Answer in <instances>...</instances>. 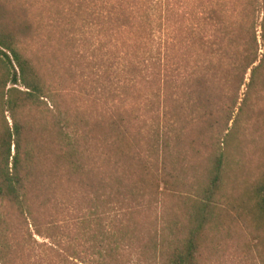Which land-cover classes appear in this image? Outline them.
Segmentation results:
<instances>
[{
    "label": "rangeland",
    "instance_id": "1",
    "mask_svg": "<svg viewBox=\"0 0 264 264\" xmlns=\"http://www.w3.org/2000/svg\"><path fill=\"white\" fill-rule=\"evenodd\" d=\"M210 1L213 7H264V0H152L161 14L153 12L152 35L142 34L143 41H153V50L169 42L167 7L185 17L186 9ZM73 8L48 7L44 0H0V24L18 34L23 55L41 73L59 110L68 113L78 164L89 175L83 181L78 176L69 180L66 150L52 134L56 110L50 104L44 107L42 166L58 174L56 220L60 225L73 223L74 247L82 250L77 237L83 227L91 248L98 231L116 226L127 231L116 264H162V249L186 237L196 192L206 186L214 158L223 151L227 166L212 216L200 234L197 263L263 264L264 215L257 212L253 191L264 181V87L241 89L224 147L227 133L221 132L217 118L211 133L209 124L176 112L179 104L169 98L170 73L160 74V84L148 64L126 75L128 65H136L140 13L135 23L131 15L122 34H112L110 41V34H104L102 26L91 27L85 15L75 19ZM83 10L86 14V7ZM24 25L29 33L22 35ZM162 58L167 65L165 55ZM244 98L247 102L240 107ZM115 176L122 183L110 190L107 185ZM103 179L106 187L99 189Z\"/></svg>",
    "mask_w": 264,
    "mask_h": 264
},
{
    "label": "trees",
    "instance_id": "2",
    "mask_svg": "<svg viewBox=\"0 0 264 264\" xmlns=\"http://www.w3.org/2000/svg\"><path fill=\"white\" fill-rule=\"evenodd\" d=\"M128 2L108 0L106 6L104 0H44V5L74 7L75 19L83 20L85 15L91 27L102 26L104 34H110V41L112 34L115 38L122 34V29L130 24L131 15L135 23L140 13L141 20L135 26L140 34L134 41L136 65L129 64L126 75L136 74L148 68V64L157 72L160 84V74L170 73L169 98L179 104L176 112L209 124L207 129L211 133V123L217 118L223 127L221 132L227 133L224 147L225 143L227 146V124L240 102L241 89L264 87V7H226L223 2L213 7L210 1L205 7L186 9L185 17L167 7L169 42L158 45L157 49L154 46L153 50V41L144 42L142 34L152 35L151 17L153 12L161 14V8L152 6V0L150 3L130 0L129 9ZM82 7H86V14ZM21 30L22 35L29 33L25 25ZM99 32L94 34L98 36ZM17 35L0 24V264H116L121 244L127 237L125 228L115 226L107 232L98 231L93 246L87 248V232L83 227L77 237L80 251L74 247L73 223L64 226L56 220L58 174L53 167L45 172L42 166L44 107L50 104L56 110V114L52 112V134L56 143L66 150L63 155L69 180L78 176L83 181L89 175L78 164L76 133L71 131L68 113L59 110L56 96L47 91L41 73L23 55ZM163 55L167 65H163ZM126 82L127 87L129 81ZM246 102L244 98L240 107ZM241 113L239 110L238 117ZM226 166V154L221 151L214 158L206 186L196 192L193 222L186 237L162 249V264H198V241L212 216ZM110 178L107 185L110 190L122 183L117 176ZM102 181L104 185L101 182L99 189L106 187V181ZM253 196L257 212L263 216L264 181L253 191ZM91 257L97 258V262H92Z\"/></svg>",
    "mask_w": 264,
    "mask_h": 264
}]
</instances>
